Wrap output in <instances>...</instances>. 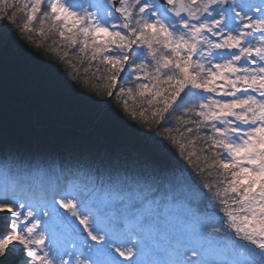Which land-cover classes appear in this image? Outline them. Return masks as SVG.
I'll return each mask as SVG.
<instances>
[{
  "label": "snow or ice",
  "instance_id": "obj_1",
  "mask_svg": "<svg viewBox=\"0 0 264 264\" xmlns=\"http://www.w3.org/2000/svg\"><path fill=\"white\" fill-rule=\"evenodd\" d=\"M9 50L138 147L0 125V264H264V0H0Z\"/></svg>",
  "mask_w": 264,
  "mask_h": 264
},
{
  "label": "trees",
  "instance_id": "obj_2",
  "mask_svg": "<svg viewBox=\"0 0 264 264\" xmlns=\"http://www.w3.org/2000/svg\"><path fill=\"white\" fill-rule=\"evenodd\" d=\"M39 51V50H38ZM40 52L0 53V125L39 152H120L138 147L118 134L105 117L70 95Z\"/></svg>",
  "mask_w": 264,
  "mask_h": 264
}]
</instances>
